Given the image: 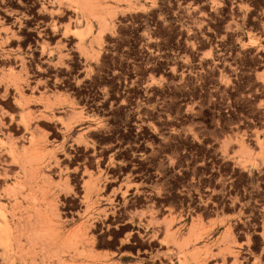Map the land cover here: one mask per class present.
<instances>
[{
  "label": "rangeland",
  "instance_id": "1",
  "mask_svg": "<svg viewBox=\"0 0 264 264\" xmlns=\"http://www.w3.org/2000/svg\"><path fill=\"white\" fill-rule=\"evenodd\" d=\"M0 264H264V0H0Z\"/></svg>",
  "mask_w": 264,
  "mask_h": 264
},
{
  "label": "bare ground",
  "instance_id": "2",
  "mask_svg": "<svg viewBox=\"0 0 264 264\" xmlns=\"http://www.w3.org/2000/svg\"><path fill=\"white\" fill-rule=\"evenodd\" d=\"M49 230H51V229H49ZM43 231H44V229H43ZM51 232V231H50ZM54 232V231H53ZM42 233H44V232H42ZM49 236V235H48ZM51 237V236H50ZM44 246V245H43ZM47 248V247H46Z\"/></svg>",
  "mask_w": 264,
  "mask_h": 264
}]
</instances>
